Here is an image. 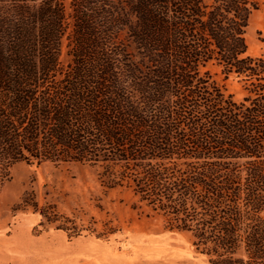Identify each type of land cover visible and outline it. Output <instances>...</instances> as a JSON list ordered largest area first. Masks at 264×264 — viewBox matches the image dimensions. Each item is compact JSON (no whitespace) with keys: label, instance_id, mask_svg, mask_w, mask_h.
<instances>
[{"label":"trees","instance_id":"16d2710c","mask_svg":"<svg viewBox=\"0 0 264 264\" xmlns=\"http://www.w3.org/2000/svg\"><path fill=\"white\" fill-rule=\"evenodd\" d=\"M257 0H0V185L18 163H77L210 264H264V56ZM234 76L235 100L212 79ZM13 211L68 238L25 192ZM115 233L104 223L96 236Z\"/></svg>","mask_w":264,"mask_h":264},{"label":"rangeland","instance_id":"374dc122","mask_svg":"<svg viewBox=\"0 0 264 264\" xmlns=\"http://www.w3.org/2000/svg\"><path fill=\"white\" fill-rule=\"evenodd\" d=\"M257 2L245 35L251 57L264 56V0ZM208 70L226 94L243 98L234 76L224 79L215 66ZM98 172L77 163L13 165L0 185V264H210L187 235L163 231L159 220L130 209L129 194L102 187ZM25 192L72 219L79 235L68 238L39 226L40 217L31 211H13ZM104 223L115 233L98 238Z\"/></svg>","mask_w":264,"mask_h":264}]
</instances>
